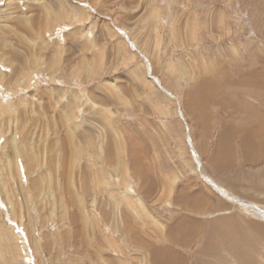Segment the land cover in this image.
<instances>
[{"label":"rangeland","instance_id":"1","mask_svg":"<svg viewBox=\"0 0 264 264\" xmlns=\"http://www.w3.org/2000/svg\"><path fill=\"white\" fill-rule=\"evenodd\" d=\"M261 84L264 0H0V264H264Z\"/></svg>","mask_w":264,"mask_h":264},{"label":"bare ground","instance_id":"2","mask_svg":"<svg viewBox=\"0 0 264 264\" xmlns=\"http://www.w3.org/2000/svg\"><path fill=\"white\" fill-rule=\"evenodd\" d=\"M256 81V80H255ZM256 84V83H255ZM262 86H264L263 84H261ZM252 86H254V85H252ZM264 88V87H263ZM263 95V94H262ZM264 97V96H263ZM264 99V98H263ZM263 124V123H262ZM247 140V139H246ZM245 140V141H246ZM242 143H244V145H245V147H246V149L248 148L249 149V151H252L251 149H250V145H249V142H242ZM245 148L243 147V150H244ZM244 152V151H243ZM244 154H245V152H244ZM252 154H253V152H252ZM244 157H245V155H244ZM250 157H252L251 155L249 156V159H250ZM245 159V158H244Z\"/></svg>","mask_w":264,"mask_h":264}]
</instances>
